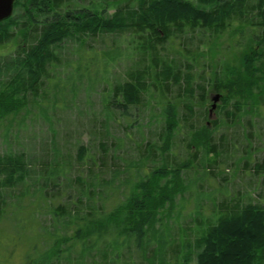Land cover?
Masks as SVG:
<instances>
[{"label":"trees","instance_id":"trees-1","mask_svg":"<svg viewBox=\"0 0 264 264\" xmlns=\"http://www.w3.org/2000/svg\"><path fill=\"white\" fill-rule=\"evenodd\" d=\"M23 1L26 17L20 23L14 16L0 22L8 25L1 31L0 42L12 38L13 24H17L23 37L37 31L36 43L22 49L14 60L4 61L6 70L0 71V78L3 73L8 75L14 64L18 70L0 88V122L19 114L26 107L27 94L36 97L54 79L53 71L62 65L57 50L66 40L83 44L89 35L95 42L96 37L115 33L134 36L138 47L130 59L131 66L127 65L130 68L125 80L110 84L104 121H121L132 127L136 124L134 113L154 102L161 108L163 125L160 133L141 143V162L135 165H129L120 150L111 149L101 132L93 155L87 156L83 149L75 165L71 155H61L63 151L56 143L50 154L52 161L47 162L50 156L33 160L22 153L0 157V215L6 200L29 184L34 201L47 205L57 225L54 233H49L56 239L52 250H42L36 242L33 250L39 258L33 262L135 264L131 258L136 256L137 264H188L196 252L197 264H264V207L252 202L243 205L227 193L217 210L212 202L214 219H209L206 228L205 221L198 226L196 238L184 233L179 240L172 239L171 247L165 246L173 231L169 222L180 216L188 203L184 196L203 182L222 176L219 169L237 156L235 148L224 149L227 130L239 126L249 130L254 118L264 113V0H211L210 11L195 8V14L188 0H172V6L185 5L183 13L172 6L154 12L153 6L148 11L142 0H126L129 3L123 6L116 0L112 15L106 0V10L96 12L99 17L94 21L85 14L75 17L80 13L70 6V0ZM201 1V5L206 4ZM234 23L245 27L239 33L245 50L239 65L217 73L215 84L206 75L208 67L193 57H203L201 49L214 44ZM90 52L95 53L94 49ZM211 89L227 95L221 116L214 122H210V110L203 109ZM136 122L141 123L137 117ZM180 143H185V156L176 146ZM202 150L206 160L199 162L198 152ZM240 165L246 171L264 174V160L248 156ZM192 170L196 171L194 177L199 176L189 181L186 174ZM72 171L78 173L75 178L69 175ZM28 190L20 196L29 194ZM109 192L119 194L121 200L106 210ZM203 204L198 200L195 214L199 218ZM161 225L158 231L156 227ZM62 241L69 242V249L76 248L80 256L76 262L70 260L69 249H60ZM172 246L175 248L171 250Z\"/></svg>","mask_w":264,"mask_h":264},{"label":"rangeland","instance_id":"rangeland-1","mask_svg":"<svg viewBox=\"0 0 264 264\" xmlns=\"http://www.w3.org/2000/svg\"><path fill=\"white\" fill-rule=\"evenodd\" d=\"M210 1L205 0L206 4L201 5V0H188L191 8H194L191 10L193 14H195V8L210 11ZM105 2L106 0H70V6L80 13L75 14V17L79 18L80 15L85 14V17H92L88 20L94 21V17H99L96 12L102 13L106 10ZM118 2L122 6L129 3L126 0ZM142 2L144 5L147 3L148 11L154 6L153 12L157 8L160 10L169 8L173 5L172 3H175L172 0H154L153 3H150V0H142ZM107 3L108 14L112 15L117 2L108 0ZM178 6L172 7L179 13H183L185 5ZM23 9H27L26 1L20 0L15 6L14 12V18L19 21L18 23L20 20H24L22 17H26V13L23 14ZM192 18L194 19V16ZM193 19L191 20L193 21ZM6 29H8V25H0V36L1 31ZM12 29H14L12 38L0 42V71L2 72L6 70L4 61L14 60L22 49H28L36 43L34 40L37 31L31 32V37L29 35L23 37L21 31H18L17 24H13ZM241 31H245V27L234 23L231 28H228L216 39L214 44L201 49V52L204 53L203 57H193L200 61V65L208 67L206 75H210L208 79H211L213 83L216 84L217 73L239 65L240 57L245 50L244 41L239 40ZM27 37L30 38L27 39ZM133 38L135 37L130 34L116 36L115 33H111L104 38L97 39L96 37L95 42H92L93 36L89 35L85 41L83 40V44L74 39L66 40L57 50L62 65L60 70L53 71L52 78L54 79L47 82V86H43L37 92L36 97L32 93H28L25 100L26 107L19 114L0 122V157L22 153L32 157L33 160L46 156L48 158L52 154L54 143H56L63 151L61 155L64 157L71 155L70 161L75 165V162H78L79 153L83 149L87 151V156L93 155L94 147L100 143L98 136L101 132L108 138V146L115 151L120 150V154H123L129 165L140 163L141 154L138 151L141 143L145 142L152 134L160 133V129H163L160 122V106L152 102V105L145 104L144 107L142 106V110H137L136 114L134 113L133 121L137 124V117L141 122L138 123L139 130L136 129V124L129 127V124L121 121L117 123L110 119L104 121L107 117L104 112L106 111V98L111 91L110 84L125 80L126 73L130 68L127 65L131 66L130 59L133 56V51L135 52L138 47ZM92 49L95 53H88ZM76 69H79L78 73ZM17 70L14 64L13 70L8 75L2 74L0 88L5 86ZM196 71H192V73ZM217 95L221 96L215 101ZM225 98L227 95L223 91L210 90L208 102L203 108L207 111L210 110V122L218 120L221 116ZM253 126L249 127V130H245L246 127L243 126L227 130L226 139L228 142L224 149L235 148L237 156L226 162L222 169H219L222 176L211 180L210 183L203 182L200 187L192 188L184 196L185 202L188 201V203L183 213L169 222V228L173 231L165 246L171 247L172 239L179 240V237L184 233L191 236V239L196 238L199 232L198 226L205 221L204 226L208 227L209 219L213 218L215 208H212V202L214 206L216 205L217 210L226 193L228 196L232 195V198L240 199L243 205L252 202L254 205L259 204L264 207V174L259 175L253 170L246 171L240 165L241 160L248 156L259 162L264 160V113L262 116L254 118ZM247 136L250 137V142L247 141ZM178 140L175 142L179 143ZM176 146L182 148L181 155H186L185 143ZM96 150L98 151V148ZM52 157L53 155L47 159V162L52 161ZM198 157H200L199 162L201 159L206 160V152L204 150L198 152ZM209 157L212 159L211 156ZM72 172L69 175L75 178L78 173ZM195 172L192 170L186 174L189 181H193L199 176L194 177ZM223 177L226 180H223ZM28 186L29 184L24 186L20 192H27ZM28 191L29 194L25 196H20L19 191L15 192L6 200L3 207V214L0 215V264H36L33 262L34 258H39V254L34 252L36 242L42 250L50 251L56 240L49 236V233H54L57 225L52 221L47 205L34 201L30 195L32 190ZM198 194L200 195L198 196ZM200 199L204 202V208L201 209L202 214L199 218L195 214V209ZM120 200L119 194L109 192L104 209H113ZM156 229L161 231L162 225L157 226ZM67 243L69 242L62 241L60 249L68 250L70 244ZM174 248L175 246H172L171 250ZM69 253L72 262H76L80 258L75 247L69 249ZM191 255L192 259L188 264H197L196 252ZM131 259L132 263H138L136 256ZM168 259L169 257H167ZM183 263L187 264L185 261ZM183 263L181 261L180 264Z\"/></svg>","mask_w":264,"mask_h":264},{"label":"water","instance_id":"water-1","mask_svg":"<svg viewBox=\"0 0 264 264\" xmlns=\"http://www.w3.org/2000/svg\"><path fill=\"white\" fill-rule=\"evenodd\" d=\"M17 0H0V22L11 19L14 14L15 2ZM220 98L219 95L215 97V101Z\"/></svg>","mask_w":264,"mask_h":264},{"label":"flooded vegetation","instance_id":"flooded-vegetation-1","mask_svg":"<svg viewBox=\"0 0 264 264\" xmlns=\"http://www.w3.org/2000/svg\"><path fill=\"white\" fill-rule=\"evenodd\" d=\"M116 12V9H114V12H113V14Z\"/></svg>","mask_w":264,"mask_h":264}]
</instances>
